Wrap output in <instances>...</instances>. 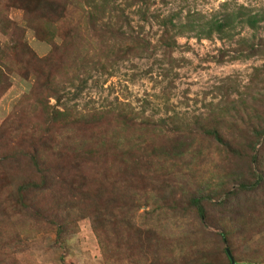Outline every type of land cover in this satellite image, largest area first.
I'll return each mask as SVG.
<instances>
[{
	"label": "trees",
	"instance_id": "16d2710c",
	"mask_svg": "<svg viewBox=\"0 0 264 264\" xmlns=\"http://www.w3.org/2000/svg\"><path fill=\"white\" fill-rule=\"evenodd\" d=\"M161 1L166 3L165 0ZM67 2L71 5L79 2L78 4L89 6L81 7V15L90 27L87 34H92L96 39L87 36V42L81 33V27L73 26L68 30L60 22L58 14L61 10L65 13ZM24 3L27 26L38 39L50 43L51 48L47 54L38 57L23 39L24 28L0 18V31L13 44L8 48L6 60L0 58V64L8 72L14 69L21 78L33 80L30 91L19 99L16 110L2 128V132L7 135L0 138L2 160L22 158L33 170H28L30 176L27 175L16 185L13 197L17 203L31 208L37 217L50 221L55 218L53 222L58 223L57 232L60 234L66 226V217L47 204L44 199L45 191L52 190L59 183L58 180L55 182L53 173L56 177H65L61 167L66 159L71 158V161H76L72 167L75 166L77 171L82 166L87 167L90 172L86 174L93 177L79 185L81 192L93 195H98L103 189L102 194L109 195L111 192H116L117 195L128 192L130 197L122 199V205L129 211L134 210L141 200L144 204L147 203L144 198L147 181L151 177L147 176L152 168L157 164L162 169L178 164V160L189 151L198 134L201 138L215 140L227 156L244 164L245 171L224 178L226 184L217 185L205 195L199 194V191L191 194L182 207L177 205L178 200L172 198V210L178 211L181 216L189 211L202 223L219 226L221 231L216 234L220 239L219 245L223 243L227 246L234 264H239L240 261L244 264L264 262V248L259 246L253 247L258 249V252L252 251L256 255L252 254L247 259L239 260L235 255L240 242L259 232L258 226L253 229L248 224L250 206L258 210L259 203L264 209V63L255 67L252 77L255 85L247 87L244 97L230 100L225 106L217 105L219 110L216 112L210 110L205 115H196L191 123L179 125L173 122L166 129L162 127L166 122L164 119L154 124L143 115L137 118L138 114L132 110L120 109L111 104L74 115L72 107L65 102L69 99L67 85L77 86V72L87 71L89 65L96 70L108 71V67L115 62L112 58L125 57L127 54L154 58V62L159 64L176 65L177 60L172 58V54L180 47L177 36L210 38L216 34L219 39H231L238 26L245 25L255 32L264 20V12L252 13L241 7L236 11L225 9L219 15L205 19L202 15L198 17L196 12L188 11L185 19L181 20L180 11L167 15L152 12L151 6L155 0H127L126 6H136L133 12L141 22L152 20L158 25L159 35L153 43L143 34L142 23L138 24L140 29L134 33V30L126 32L121 29L123 25L130 29L132 26L128 15H124L123 8L112 0H44L45 9L32 8ZM66 17L67 14L64 15ZM58 35L61 39L59 43L55 41ZM81 40L86 42V54L81 50ZM238 46L240 52L247 50V53L240 54L251 55L258 52V46H264V42L262 39L256 42L240 39ZM90 49L91 53L88 52ZM5 72L0 68V97L10 86ZM161 74L167 77L169 68H163ZM50 97L55 99L54 104L49 103ZM28 136L31 138L32 148L27 144ZM91 169L94 171L91 172ZM70 172L73 173V170ZM158 188L161 187L156 185L155 190L159 191ZM33 193L37 195V199L31 197ZM241 194L244 195L241 204L246 201L249 203L246 205L248 211H243V215L247 216L246 221L233 225L226 219V200L237 199ZM210 199L218 200L212 204L214 210H219L217 215L206 210V200ZM107 207V214L111 216L113 210L110 206ZM112 216L117 220L115 215ZM113 217L111 221L117 222ZM97 219L92 224L95 234L102 232L107 242L117 240L118 237H114V234L118 235L116 225L104 215ZM123 224V230L131 233L125 239L117 240L116 246H112L118 250L117 247L124 244L128 248L125 252L136 264H145L146 253H152L153 248L160 253L155 264H187L185 260L180 262L181 254L173 262L168 260L167 256H175L180 249L162 232L145 229L141 234L140 228L135 227L130 218L124 220ZM263 226L259 228L263 229ZM7 227L8 225L0 222L2 233ZM262 234L260 239H264ZM258 239L253 241V246L259 243ZM144 240L149 245H146L147 249L142 253ZM219 245L211 246L207 252L199 254L196 258L199 261L195 264H230L225 247L220 250L226 261L211 259V254L218 251Z\"/></svg>",
	"mask_w": 264,
	"mask_h": 264
},
{
	"label": "rangeland",
	"instance_id": "374dc122",
	"mask_svg": "<svg viewBox=\"0 0 264 264\" xmlns=\"http://www.w3.org/2000/svg\"><path fill=\"white\" fill-rule=\"evenodd\" d=\"M112 1L123 8L124 15H128L132 29L123 25L121 27L123 31L134 30L132 31L134 33L140 29L138 24L142 23L143 34L153 43L156 41L159 27L154 21L141 22L133 12L136 6H126L127 0ZM165 1L164 4L161 0H155L151 11L161 15L180 11L181 20L185 19L188 11L196 12L198 17L202 15L205 19L217 16L225 9L236 11L241 7L252 13L264 12V0ZM24 2L32 8H46L44 0H0V18L23 27V39L38 57H42L50 51L51 45L38 39L34 31L27 26L23 12ZM67 3L65 13L61 10L58 14L60 22L68 30L73 26L81 27V33L86 41L87 36L96 39L92 34H87L90 27L81 15V7L89 6L78 4L79 2H73L72 5ZM176 39L180 45L172 54V58L177 60L176 65L159 64L154 62V58L130 54L112 58L111 60L115 59V62L111 61L112 65L108 67V71L96 70L89 65L87 71L77 72L79 76L75 82L77 86L67 85L69 99L65 101L66 104L72 107L74 115L111 104L120 109L132 110L138 114L137 118L143 115L154 124L164 119L166 122L162 127L166 129L173 122L179 125L184 122L191 123L196 115H205L210 110L216 112L219 110L217 105L225 106L230 100L239 96L244 97L247 87L255 85L252 77L255 67L264 63V46H258V52L244 55L240 53H247V50L240 52L238 43L240 39L247 42L262 39L264 42V20L260 22L255 32L245 25L238 26L236 34L231 39H219L216 34L210 38L183 35L177 36ZM85 40L80 42L84 54ZM55 41L57 43L61 41L59 35ZM12 46V42L0 31V58L6 60L8 48ZM88 52L91 53L92 50ZM165 67L169 68L167 77L161 74ZM0 68L6 71L4 75L10 83L9 88L0 97V138H3L7 135L2 132L6 120L16 110L19 99L30 91L33 80L21 78L14 69L8 72L1 64ZM48 100L50 104L55 103L53 97ZM196 136L189 151L178 160V164L170 165L166 169L157 164L152 168V172L147 176V178L151 176L147 181L144 198L147 203L144 204L141 200L138 207L130 211L122 205V199L130 197L128 192L120 195L116 192H111L110 195L102 194L104 189L100 190L98 195L81 192L79 185L93 178L86 174L90 170L82 166V169L77 171L75 166L72 167L76 161L66 159L61 167L65 177H56L53 173L55 182L58 180L59 183L52 190H46L44 198L47 204L55 207L66 217V226L60 234L57 232L58 223L53 222L55 218L50 221L46 217V219L37 217L31 208L21 206L13 197L16 185L27 175L30 176L28 170L33 171L30 164L22 158L9 160L0 158V222L8 225L4 233L0 231V264H136L125 252L128 248L124 244L118 246V250L112 246L115 242L117 244V240H123L131 233L123 230V226L125 227L123 221L129 218L135 227L140 228L141 234L145 229L162 232L171 243L178 246L180 252L175 256H167L168 260L173 262L181 254V263L183 260L187 264L197 263L199 260L196 258L199 254L207 252L211 246L219 245L220 239L216 234L221 228L202 223L189 211L182 216L178 211L174 212L171 207L172 198L178 200L177 205L182 207L191 194L199 191V194L205 195L217 185L226 184L224 180L230 175L244 172L245 167L240 161L227 156L215 140L201 138L198 134ZM26 141L32 148L29 136ZM70 170H73V173ZM93 171L91 169V172ZM225 175L227 177H224ZM156 185L161 187L158 188L159 191L155 190ZM31 197L37 199L34 193ZM243 197L241 194L237 199L226 200L228 205L226 219L233 225L246 221L247 216L243 215V211H248L246 205L249 203L246 201L241 204ZM216 201L218 200H206L208 203L206 210L215 215L219 210L218 208L214 210L212 204ZM107 205L113 210L111 216L107 214L109 211ZM249 213V226L253 229L258 226L259 232L239 243V248L235 250L239 260L247 259L252 254L256 255L253 252H258V249L253 247L264 248V239H260L264 228H259L263 226L264 209L258 203V210L250 206ZM102 215L107 216L110 221L112 215L117 217V220L113 217L117 222L111 221L116 225L118 235L114 234V237H118L117 240L107 242L105 234L102 232L95 234L93 221L95 219L98 221L97 217ZM256 238L260 241L253 246ZM146 245L149 244H145L144 240L141 246L142 253L147 249ZM222 247H225L223 243L218 246L217 252L211 254L213 261L218 259L226 261L220 250ZM158 254L160 253L153 248L152 253H146L144 263L155 264ZM238 263L244 264L241 261Z\"/></svg>",
	"mask_w": 264,
	"mask_h": 264
},
{
	"label": "water",
	"instance_id": "95a60500",
	"mask_svg": "<svg viewBox=\"0 0 264 264\" xmlns=\"http://www.w3.org/2000/svg\"><path fill=\"white\" fill-rule=\"evenodd\" d=\"M226 252H227V254H228V256H229L230 264H234V259H233V257L231 256L230 251L228 250V248L226 249Z\"/></svg>",
	"mask_w": 264,
	"mask_h": 264
}]
</instances>
